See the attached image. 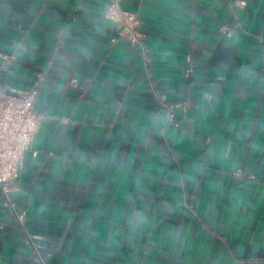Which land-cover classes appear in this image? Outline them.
Wrapping results in <instances>:
<instances>
[{"label": "crops", "instance_id": "crops-1", "mask_svg": "<svg viewBox=\"0 0 264 264\" xmlns=\"http://www.w3.org/2000/svg\"><path fill=\"white\" fill-rule=\"evenodd\" d=\"M106 3L0 0V89L40 81L41 115L0 264H40L26 234L43 264H264V0H122L143 46Z\"/></svg>", "mask_w": 264, "mask_h": 264}, {"label": "built area", "instance_id": "built-area-1", "mask_svg": "<svg viewBox=\"0 0 264 264\" xmlns=\"http://www.w3.org/2000/svg\"><path fill=\"white\" fill-rule=\"evenodd\" d=\"M103 17L116 26L117 38L113 42L128 37L132 44L143 46L144 34L139 31L141 19L137 12L124 8L122 0H107L103 9ZM13 60H15V55L11 54L3 63L7 64ZM185 60L188 64L186 74H190L192 71L191 55L187 54ZM39 88L40 81H36L25 90L0 89V195L3 205L11 209L13 200L10 193L16 190L23 155L30 148L41 118L35 108ZM153 91L161 106L168 109L167 121L173 123L174 105L163 102L155 89ZM173 124L177 125V123ZM16 217L22 223L24 213H16ZM26 237L34 259L43 264L39 246L30 240L28 234Z\"/></svg>", "mask_w": 264, "mask_h": 264}]
</instances>
